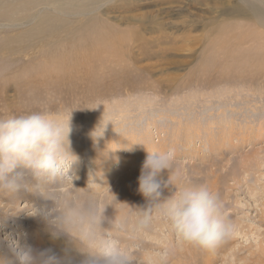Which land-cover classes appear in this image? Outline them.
<instances>
[{"label":"rangeland","instance_id":"374dc122","mask_svg":"<svg viewBox=\"0 0 264 264\" xmlns=\"http://www.w3.org/2000/svg\"><path fill=\"white\" fill-rule=\"evenodd\" d=\"M136 1L131 4L135 13L155 9L152 7L156 0ZM215 1L211 4L218 2ZM206 3L210 4V0ZM123 10L115 6L108 14L111 19L106 17L121 30L126 26L118 20ZM64 19L68 25L73 24L48 37L27 32L32 28L26 24L0 31V119L34 111L71 115L69 150L78 158L69 172L73 177L59 190L53 188L44 194L94 198L102 210L106 208L102 226L110 228L107 221H114L111 231H106L107 238L126 253L130 264H264V76L260 77L264 64L239 73L236 68L230 69L221 76L222 57H226V66L232 57L237 64L245 58L230 55L226 48L217 49L218 36L210 22L190 34L202 41L200 50L191 58L179 55L171 59L166 55L164 59L140 60L139 66L158 63L163 68L144 72L136 70L127 57L121 61L115 58L108 64L97 59L81 70L65 68L67 73L56 74L60 80L53 77L39 81L42 84L25 86L31 80L27 77H35V70L48 62V53H68L61 55L69 65L78 61L72 59L74 46L80 42L74 31L83 19ZM218 20L224 26L229 22ZM233 29L224 39L228 47ZM169 33L168 28L165 36ZM6 38H10V50L2 46ZM262 40L258 45L246 40L252 42V48L240 51L246 54L249 50L250 55L261 59ZM80 46L81 43L75 47ZM172 46L160 44L151 54L158 50L166 53ZM210 46L219 53L208 55ZM80 58L83 56L76 59ZM119 63L128 69L124 70ZM105 65L117 69L111 72L113 69L104 67L105 70ZM6 76L9 83L3 82L8 79ZM110 144L115 147L113 151ZM170 148L175 151V161L169 173L161 174V199L186 185L205 184L219 195L226 217L235 226L233 234L214 251L181 241L159 211L154 213L150 227L139 228L135 213L129 208L146 204L137 190L147 150ZM102 158L109 162L104 164ZM105 172H110L109 176ZM168 178L171 185L164 186ZM54 207L52 199L24 190L15 198L0 197V255H11L23 246L25 237L27 243L39 250H67L69 239L52 235V222L57 215L52 211ZM118 214L122 220L119 218L115 224ZM73 255V264H79V255Z\"/></svg>","mask_w":264,"mask_h":264},{"label":"clouds","instance_id":"9594fccd","mask_svg":"<svg viewBox=\"0 0 264 264\" xmlns=\"http://www.w3.org/2000/svg\"><path fill=\"white\" fill-rule=\"evenodd\" d=\"M70 116L34 111L0 119V197L15 198L24 190L52 199V211L57 214L52 235L66 236L70 241L67 250L57 253L36 249L25 237L23 246L11 255H0V264H73V254L79 255V264H130L126 253L107 238L106 231L114 221H107L110 228L102 226L106 208L102 210L94 198L44 194L53 188L59 190L73 177L69 172L78 158L69 150ZM174 161V149L147 150L137 190L146 204L128 206L139 228L150 227L159 211L181 241L214 251L233 234L235 226L226 217L219 195L205 184L186 185L161 199V174L169 173ZM167 185H171L169 178Z\"/></svg>","mask_w":264,"mask_h":264},{"label":"bare ground","instance_id":"6f19581e","mask_svg":"<svg viewBox=\"0 0 264 264\" xmlns=\"http://www.w3.org/2000/svg\"><path fill=\"white\" fill-rule=\"evenodd\" d=\"M205 1L207 2L209 0H156L155 6L152 7H155V9L148 12L145 11L142 13H135L134 7H132L131 4L137 2L136 0H131L129 1V3L127 0H0V31L5 28L10 29V26L18 27L26 24L27 27L31 26L32 28H29L31 30H26L27 32L48 37L51 35H57L66 27L73 24L71 22V24L68 25L69 22H67V20H65L64 18L72 16L83 19V24L76 28L74 31L75 39L77 38V40H80V42L75 44V46L80 43L81 46L78 48L74 46L73 57L70 55L75 61L78 60V63L75 62V64H73L74 62H72V65H69L68 62L64 60L63 56L68 53H61L63 55H61L60 52L48 53L50 55H48L49 57H46L48 59L46 61L48 62H42L43 64L41 65L39 64L40 70L38 68L35 70V77H27L31 80L26 83V85L24 84L25 86H27V84L39 83V81L48 79L52 80L53 77L56 80H60L58 78L59 76L57 75L58 73L63 74L65 68L73 70L77 68V70H81L97 59H100L102 63L108 64L115 58H118V60L121 61L122 59L127 57L130 63L136 67V70L140 69L144 72L146 71V69L149 70L163 68V65L158 63L139 66L140 60L156 57L164 59L166 55L171 59L177 58L176 56L179 55H182L181 57L183 58H191L192 55L196 54L200 50L201 46L200 48L198 47L199 44L202 43V41L198 37L190 36V34L192 33V31L197 30L199 27H203L204 23H206L205 25H208L210 22L212 24L213 32L217 34L216 36H218V39L216 40L218 44L217 49H221L222 51L226 48L225 50L228 51L230 55H235L236 57L238 55L239 58L241 56L242 58H245V60H242L239 64H237L236 60H234V58L232 57L230 63L226 66V57L224 59L223 57H220L222 59L220 60V64L222 63V66H220L219 69L223 70L220 72L221 76L226 73L225 71L230 69L236 68L238 72L245 69L254 70V68L256 69L258 66L262 67L264 64V57L262 53L260 54L262 55L263 59H258V57L255 58L254 55H250L251 51L248 50L245 54L243 52L244 50H240L243 48L246 49L247 47H250L248 49H251L253 46H251L252 42L258 45L261 41H263L262 39H264V0H241L239 2L238 0H233V2L232 0H225L224 2L222 0H218L216 4H211L212 0H210V4H205ZM214 2L216 1L214 0ZM115 6L117 8H124L122 14H120L118 19L126 25L122 30L118 29V26L114 25V23H112L111 21H107L106 18L109 16V18L111 19L110 15L108 14ZM203 6L207 8H203ZM124 13L127 16H123ZM169 18L174 19L169 22ZM221 18L227 19L229 22L224 26L222 24L223 22L218 20ZM233 27L235 29H233L234 33L232 32L233 35L230 39L231 42L229 41L230 45L228 44V47L227 45H225L226 43L224 42V39L227 36L229 29ZM168 28L170 30V36H165L166 30ZM205 28L206 27H204V29ZM180 30H182V32ZM249 39L252 40V42H249L250 44L246 42V40ZM3 43L4 44H2V46L5 49L10 50V38H6ZM160 44H172L173 46L171 49H168L170 51H167L166 53L158 50L151 54V51ZM194 46H196V48ZM257 47L258 46H256V48ZM217 49L214 48V46H210L209 52H207V54L210 56H215L219 53V50ZM254 49L255 48L253 47V50ZM257 49L261 50L263 48ZM257 49L255 51H257ZM171 51L172 53H174L173 55L169 54V52ZM239 52H243V54H239ZM247 54H249V56H247ZM75 55L77 57L74 58ZM81 56H83V58H80L81 61L79 59H76ZM252 56L256 60L252 58ZM84 57L86 59H84ZM70 58L68 57L67 59L70 60ZM171 63L175 64L174 62ZM106 65L103 66V68L105 67L109 70L113 69L111 72H115V69H117L116 67H110ZM122 65L124 66V70L128 69L124 64H120V66ZM262 68L261 71L263 70ZM29 70L31 71V69ZM61 71L62 73H60ZM65 72L67 73V71ZM260 75V77H263L264 73ZM9 81V78L3 80V82L5 83H9ZM109 147L111 151H113L115 148L111 144L109 145ZM108 160L104 159V164L109 162ZM109 174L110 172H105V175L109 176ZM105 202L108 203V200ZM119 218L120 215L118 214V216L115 217V224L118 223V221L121 219ZM151 246L152 245H150V247Z\"/></svg>","mask_w":264,"mask_h":264}]
</instances>
